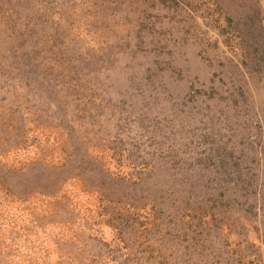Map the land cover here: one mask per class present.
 Here are the masks:
<instances>
[{
	"label": "rangeland",
	"instance_id": "1",
	"mask_svg": "<svg viewBox=\"0 0 264 264\" xmlns=\"http://www.w3.org/2000/svg\"><path fill=\"white\" fill-rule=\"evenodd\" d=\"M148 252L264 264V0H0V264Z\"/></svg>",
	"mask_w": 264,
	"mask_h": 264
},
{
	"label": "trees",
	"instance_id": "2",
	"mask_svg": "<svg viewBox=\"0 0 264 264\" xmlns=\"http://www.w3.org/2000/svg\"><path fill=\"white\" fill-rule=\"evenodd\" d=\"M218 20V19H217ZM147 222H145V224H144V229L145 228H154L153 226L154 225H150V226H147L148 225V223H150V222H148L147 224H146ZM151 224V223H150ZM117 226V227H116ZM115 226V228H116V236H117V241H118V243L115 245L116 247H114V250H117V249H120V248H122L123 247V245L124 246H126V247H132V246H130L129 245V238L127 237V234H125L124 233V229H127V226L125 227V226H123V224H120V225H116ZM130 229V228H129ZM129 231V230H128ZM127 240V242L126 243H123L124 241H126ZM119 242H121V245H119ZM153 246V245H152ZM148 249H150L151 248V246H148L147 247ZM146 250V249H145ZM143 250L141 249V251L139 252V253H141ZM144 253H146L145 251H143ZM155 257H158L157 255L155 256ZM129 258V257H128ZM140 257H138V258H136L135 259V256L134 255H131L130 256V259H131V261H135V260H141L142 259V257L139 259ZM159 261V259H154V256H153V253L152 252H148L147 254H146V256H145V262H151V263H153V264H157V263H159L158 262Z\"/></svg>",
	"mask_w": 264,
	"mask_h": 264
}]
</instances>
